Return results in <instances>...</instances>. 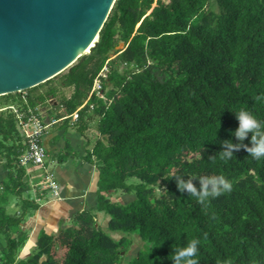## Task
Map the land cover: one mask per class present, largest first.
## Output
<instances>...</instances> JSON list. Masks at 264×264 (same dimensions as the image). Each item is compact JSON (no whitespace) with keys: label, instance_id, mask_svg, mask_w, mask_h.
Here are the masks:
<instances>
[{"label":"trees","instance_id":"trees-1","mask_svg":"<svg viewBox=\"0 0 264 264\" xmlns=\"http://www.w3.org/2000/svg\"><path fill=\"white\" fill-rule=\"evenodd\" d=\"M217 2L219 11L212 0H116L91 53L37 86L0 95V163L8 170L0 183V264H172L174 249L192 239L198 264H264V158L242 146L219 156L223 140L241 144L231 110L264 121V0ZM60 94L65 111L55 119L85 139V159L98 170L96 205L55 232L43 229L23 255V224L40 203L23 196L32 188L21 164L26 144L10 105L40 114V104ZM76 154L67 140L57 157ZM221 175L231 190L203 203L177 187L179 177L199 192L202 179ZM12 196L18 210L7 208ZM135 235L143 245L130 257Z\"/></svg>","mask_w":264,"mask_h":264},{"label":"water","instance_id":"water-1","mask_svg":"<svg viewBox=\"0 0 264 264\" xmlns=\"http://www.w3.org/2000/svg\"><path fill=\"white\" fill-rule=\"evenodd\" d=\"M116 0H0V95L37 86L92 52Z\"/></svg>","mask_w":264,"mask_h":264},{"label":"crops","instance_id":"crops-1","mask_svg":"<svg viewBox=\"0 0 264 264\" xmlns=\"http://www.w3.org/2000/svg\"><path fill=\"white\" fill-rule=\"evenodd\" d=\"M56 120L45 130L42 142L47 149V163L50 164L48 166L59 183L60 194L54 197L46 191H41L39 187L46 181L39 169L41 167L32 164L28 166V169H31V180L33 177L35 180L28 194L34 193L40 205L23 224V229L29 230V239L21 253H29L43 229L55 232L61 227L68 226L66 222L78 210L96 205L99 177L96 164L85 159L87 146L79 140L77 132L74 130L61 131L58 129L60 125L56 123L62 120ZM78 135L81 137L79 133ZM67 140H70L77 154L60 161L57 156L66 147ZM33 167L36 168L37 175L33 173ZM7 174L8 170L3 163H0V183Z\"/></svg>","mask_w":264,"mask_h":264},{"label":"clouds","instance_id":"clouds-1","mask_svg":"<svg viewBox=\"0 0 264 264\" xmlns=\"http://www.w3.org/2000/svg\"><path fill=\"white\" fill-rule=\"evenodd\" d=\"M237 120L238 127L233 135L241 142L234 144L231 140H223L219 156L221 159L232 157L233 152L243 147L248 154L256 159L264 158V121L246 108H238L231 110ZM250 138L249 144L243 142ZM179 191H187L203 203L209 197H215L222 191H230L231 183L224 176L213 178H205L201 180L202 190L197 191L191 181H185L182 178H176ZM209 185L211 186L209 188ZM199 241L197 239L190 240L185 246L174 249L172 256V264H198L197 254L199 252Z\"/></svg>","mask_w":264,"mask_h":264},{"label":"rangeland","instance_id":"rangeland-1","mask_svg":"<svg viewBox=\"0 0 264 264\" xmlns=\"http://www.w3.org/2000/svg\"><path fill=\"white\" fill-rule=\"evenodd\" d=\"M156 4V2L153 4V5H155ZM212 8L214 9V10H217V11H219L220 10V7H219V5H218V2H217V0H212ZM123 46V44H120L119 45V47H122ZM111 56H114V52H111ZM121 68L123 69L124 68V66H121ZM108 70H109V67H108V65L106 64L102 69H101V71H100V73L101 74H103V75H106L107 73H108ZM52 83L53 84H58L59 83V80L57 79V78H55L53 81H52ZM48 83H45L43 86H40V88H39V90H45L47 87H48ZM94 88H97L98 90H99V95L100 96H104L105 95V90H103L102 89V87H101V82H100V80H98V79H96L95 80V84H94ZM38 90V91H39ZM63 92H64V94L65 95H70L71 93H72V89L71 88H65L64 90H63ZM62 93V92H61ZM61 101H62V97H61V94L60 95H58V96H55V97H53V98H49L46 102H44V103H42V104H40V106H39V108H40V111H41V113H40V116H41V120L45 123V124H48V127H49V125H51V123H55L57 120L55 119L56 118V115L58 114V113H64V107L63 106H60V103H61ZM10 106H12V105H10ZM61 119V118H60ZM59 120V119H58ZM48 122V123H47ZM60 123H62V121H60V122H57L56 124L57 125H61ZM92 124H93V126H92V131H93V133H92V136L94 137V139L96 138V136H97V120H93L92 121ZM47 127V128H48ZM46 128V129H47ZM58 129H60L61 131H63L64 130V128H62L61 126H59V128ZM69 134H70V132H68ZM77 136H78V138H79V140L80 141H82L83 142V144H85V139H83V137H80L79 135H78V133H77ZM47 159V158H46ZM49 164V163H48ZM50 165V164H49ZM32 167V166H31ZM48 168H49V166H48ZM32 169H34L33 170V173L34 174H36L37 175V170H36V168H32ZM40 169V171H41V174H43V177H45V173H44V170L43 169H41V168H39ZM50 169V168H49ZM28 171H29V174H30V171H31V169H28ZM30 176V179H29V181H30V185H31V187H32V183H34L35 182V180L32 178V180H31V175H29ZM45 180V179H44ZM33 185H35V184H33ZM40 189H41V191H46L50 196L52 195V196H56L55 194H54V192L52 191V189L51 188H49V187H46L44 184H41V186L39 187ZM32 189V188H31ZM23 196L25 197V198H27V197H30L31 199H33V198H35V196H34V193H30V194H28V192L27 193H24L23 194ZM129 197H131V196H129V195H123L122 196V198L123 199H128ZM11 199H12V201H11V204L10 205H8V207L7 208H9L11 211H14V210H18L19 209V205H17L16 203H17V200H18V198L16 197L15 198V196H12L11 197ZM21 206V205H20ZM29 217H27V219H28ZM71 222H72V219L70 218V219H68V221L66 222V224H71ZM97 222L98 223H100V224H102V225H104L105 227H107V224H108V217L107 216H105V214L103 213V212H97ZM134 240H135V242L137 243V244H134L132 247H131V249H130V251H129V254H130V257L131 256H133L134 254H136L137 253V251H138V248H139V246L142 244L143 245V240L141 239V237L140 236H138V235H135L134 236ZM22 254H24V253H22ZM129 258V257H128Z\"/></svg>","mask_w":264,"mask_h":264},{"label":"built area","instance_id":"built-area-1","mask_svg":"<svg viewBox=\"0 0 264 264\" xmlns=\"http://www.w3.org/2000/svg\"><path fill=\"white\" fill-rule=\"evenodd\" d=\"M11 107L17 112L19 126L24 134V143L26 144V148L21 155V164L25 165L27 169L31 164L41 167L45 173L46 181L44 185L51 188L56 196H59L60 186L54 173L48 168L47 149L42 142L48 124H45L41 120L40 114H37L32 108L20 111L13 105ZM72 116L77 118L78 110Z\"/></svg>","mask_w":264,"mask_h":264}]
</instances>
